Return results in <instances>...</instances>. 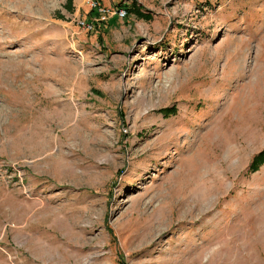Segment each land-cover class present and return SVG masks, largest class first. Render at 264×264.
Returning <instances> with one entry per match:
<instances>
[{
    "label": "rangeland",
    "instance_id": "1",
    "mask_svg": "<svg viewBox=\"0 0 264 264\" xmlns=\"http://www.w3.org/2000/svg\"><path fill=\"white\" fill-rule=\"evenodd\" d=\"M263 151L264 0H0V264H264Z\"/></svg>",
    "mask_w": 264,
    "mask_h": 264
},
{
    "label": "trees",
    "instance_id": "2",
    "mask_svg": "<svg viewBox=\"0 0 264 264\" xmlns=\"http://www.w3.org/2000/svg\"><path fill=\"white\" fill-rule=\"evenodd\" d=\"M119 8L124 10L125 16H128V17L130 15H132V14H136L137 16L142 17V18H147V19L151 18L150 15L144 13L143 9L140 8L137 5V3H134V2L131 3V4H127V3L121 2L119 4ZM100 9H101V6L96 3V6L93 7L91 12H90V16H92V17H99L100 16L101 17L102 13H101ZM167 111L175 113L176 112V108H173V109L167 110ZM253 162H254L253 163V167H256L257 164H260L262 162L264 163V151L260 155H258L256 157V159H254ZM120 264H125V263L123 261H120Z\"/></svg>",
    "mask_w": 264,
    "mask_h": 264
},
{
    "label": "built area",
    "instance_id": "3",
    "mask_svg": "<svg viewBox=\"0 0 264 264\" xmlns=\"http://www.w3.org/2000/svg\"><path fill=\"white\" fill-rule=\"evenodd\" d=\"M95 6H96V4H94V7H95ZM100 11H101L102 13H106V10L100 9ZM120 13H121L122 15L125 16V12L121 11Z\"/></svg>",
    "mask_w": 264,
    "mask_h": 264
}]
</instances>
